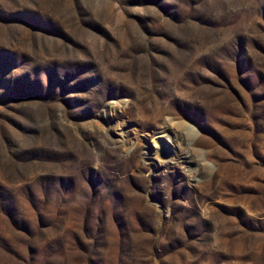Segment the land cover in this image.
<instances>
[{"label": "rangeland", "instance_id": "obj_1", "mask_svg": "<svg viewBox=\"0 0 264 264\" xmlns=\"http://www.w3.org/2000/svg\"><path fill=\"white\" fill-rule=\"evenodd\" d=\"M0 264H264V0H0Z\"/></svg>", "mask_w": 264, "mask_h": 264}, {"label": "bare ground", "instance_id": "obj_2", "mask_svg": "<svg viewBox=\"0 0 264 264\" xmlns=\"http://www.w3.org/2000/svg\"><path fill=\"white\" fill-rule=\"evenodd\" d=\"M164 131H165V129H164ZM164 131H162V133L164 132ZM168 131V130H167ZM120 136H122V133L121 134H119ZM169 135V134H168ZM159 147V145H158V143H155V148H158ZM159 150V149H158ZM157 150V151H158ZM158 156H159V154H158ZM155 159H159V158H157V157H155ZM161 162H162V158H160L159 159ZM168 160V159H167Z\"/></svg>", "mask_w": 264, "mask_h": 264}]
</instances>
